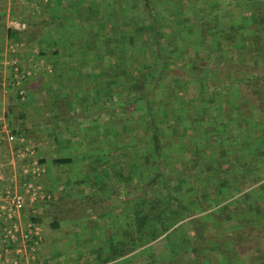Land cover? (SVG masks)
Wrapping results in <instances>:
<instances>
[{"label":"trees","instance_id":"obj_1","mask_svg":"<svg viewBox=\"0 0 264 264\" xmlns=\"http://www.w3.org/2000/svg\"><path fill=\"white\" fill-rule=\"evenodd\" d=\"M31 1L0 8V20L8 13L32 28L27 33L9 28L10 42H24L33 49L46 36L48 58L59 68L66 67L69 81L92 72L100 85L112 83L111 105H104V110L98 105L97 112L106 110L114 116L122 111L135 121V130H146L147 148L129 166L135 176L141 177L142 171L145 181L139 198L142 226L157 228L161 236L263 178L255 175L264 173V71L228 68L235 60L245 65L242 58L247 52L264 57V0H58L50 8L44 6L48 0H34L40 15ZM229 3L236 5L234 11ZM240 7L245 10L244 30L233 18ZM219 55L228 61L219 60ZM10 110H6L9 117ZM139 111H145L142 121L137 119ZM10 120L15 133L29 138L21 121ZM163 122L172 125L176 134H167L171 129ZM70 160L60 158L55 163ZM121 161L124 166L125 159ZM168 161L174 164V172L183 175L182 181L195 178L194 183H203L194 186L196 196L184 192L186 186L180 188L181 195L174 192L165 171L170 168ZM198 168L199 174L192 175ZM224 186L226 194H222ZM211 189L214 196L203 202L201 197ZM245 198L241 195L224 204L221 213L201 217L215 225L209 233L218 235L220 242L210 249H218L226 264H235L230 253L254 236L249 229L229 235L224 230V224L242 213ZM232 203L237 208L230 210ZM255 206L260 209L240 215L244 224L257 216L264 220V206L257 202ZM193 226L200 236L194 248L198 257L207 227L200 230L195 222ZM229 244L230 253L225 250Z\"/></svg>","mask_w":264,"mask_h":264},{"label":"crops","instance_id":"obj_2","mask_svg":"<svg viewBox=\"0 0 264 264\" xmlns=\"http://www.w3.org/2000/svg\"><path fill=\"white\" fill-rule=\"evenodd\" d=\"M20 1L25 2V0H18V2ZM57 2L58 0H48L47 2H45L44 6L50 8L56 5ZM63 2L65 4V1ZM44 13L48 16L47 11ZM7 15L10 14L7 13ZM42 16L43 15H41L40 17ZM11 17L16 18L14 16ZM23 23L25 24L26 22ZM15 29L19 32L27 33L29 31H27L26 28ZM53 33L54 32L52 31L50 35H52ZM21 43L23 44V46L22 48H20L19 54L22 68L24 71L31 72V75L25 85L27 89V96L25 99H21V97L18 96L16 87L14 86L12 81L10 68L6 63V60L8 59V48L11 44L8 38V34H6V36L4 37V32L0 33V88L3 92V98L0 100V125H2V123L4 122V118H7L10 122L9 116L6 115V110H8V101L10 97L14 95L16 97V100H20L21 105L25 109H27V111L24 112L25 115L22 116L23 119H21V122L23 123V126H25V134L37 145V158L39 159V161L42 160L44 162V172L39 178L38 183L41 186L42 192L48 195V197H46L45 199L40 198L35 203V215H32L30 210L28 209L24 212L23 218L33 219L40 224V215L44 213L43 210L44 207L46 208L45 205H48L47 207L51 209V214L50 220L47 219V221L50 222L55 231H58L63 227H70L69 222L67 221L68 217H72V215H78L81 208L86 209L82 210L85 214H93L94 210L100 209L102 205L100 204V202H96L98 201L96 200V198H94L92 206L84 204V201L90 194L99 195L106 193L114 197L116 195V192L114 191V188L113 186H111V184L119 181V179L115 180L114 176H117V172L121 171V169L119 171H116V166H118V164H116V161H114L113 159H108L107 161L105 158H87L86 155H83L85 158H81L79 156L75 157L76 147L71 146L69 136L65 132V130H76L75 125L70 129L67 123L69 121L78 120V116L75 113L77 111L76 105L77 102H80V98L83 99L84 103H87L86 109L90 110V112L92 111L93 113V110L94 112L95 110H98V106L94 105V101H96L95 98H98L100 93V84L98 82V79L94 80V75H92L91 78L90 76L83 78L82 74L85 73L82 72L80 76L81 80L77 78V80L75 81H69V74L66 73V67L62 66L61 68H59L58 65H55V61H52V59L48 58V55L46 54V45H48L46 36L41 37L37 41V45L33 49H30L28 47L29 44L24 42ZM42 77L45 78V80L42 79L43 83H41L42 80L40 82V79ZM75 83L79 84L75 85ZM36 85L39 86V91H35ZM81 93L83 97H81ZM67 96L71 98L73 97V100L67 99ZM46 101H49V104H46ZM32 107L33 109L30 110V108ZM90 121L91 120L86 122V124L91 127ZM95 129L99 130L98 126H96ZM4 142L10 145L6 141ZM92 148L93 147H89L88 150ZM98 149H100V147H98ZM61 150L66 151L67 154L58 156V154L55 153ZM60 158H69L71 160L63 164L55 163V160ZM118 163H120L119 165H121L122 161ZM6 166L14 167L11 161L7 163L3 162L1 172ZM124 166H126L125 161ZM195 170L197 169L192 170V175L197 176L200 170H198V172L194 174ZM262 174V171H257L255 176H261ZM112 175L114 176L112 177ZM127 176L122 172V176L120 177L122 181L119 182L118 185L125 189L120 194L121 196L124 195V197H126L127 200L125 201V205L127 206L128 204V210H126V212L133 218L134 195L131 191L132 185H130V182L126 181ZM102 177L106 178L110 182V185H106L105 187L98 186L97 183H100V181L104 180ZM15 178L21 180L23 176L22 178H19L16 176V174H13L9 180L5 181L9 183L12 182ZM2 179L3 178H1V180ZM179 180L182 181L181 178H179ZM107 186L109 187L110 192H107L106 189H104L107 188ZM260 187H264V176L262 179L258 180L257 183L252 187L245 189L234 197L226 199L227 203H230L235 198L243 195L247 198H245V202L242 208L239 209V211H241L242 213H251L256 208L254 198H257L255 194L258 192V189H260ZM126 189H128V191H126ZM180 191L178 190V195H181ZM224 191L225 192H222V194H226V187L224 188ZM213 196L214 195H210L209 198H206L210 199ZM98 199L101 198L98 197ZM136 200H138L137 202H135L136 208L138 210L142 209L143 204L141 200L139 198H136ZM226 200L223 201V203L221 202L220 204L213 206L212 211L221 213V209L224 204H226ZM235 205L236 204L232 203L229 204L228 207L231 210L232 208H237V206ZM118 209L120 210L121 208L118 207ZM121 213L122 212L120 211V214ZM242 213H240L239 215L237 214L236 219H238ZM126 215L127 214H125V216ZM257 217L259 220H261L259 216ZM125 220L127 221L126 217ZM109 224H107L106 226L105 224L102 225V229H112V224H110V227H107ZM125 224H127V222H125ZM181 224L182 222H179L175 226ZM131 225H133V220L131 222ZM145 226L146 224L142 227L144 228ZM41 227L43 240L40 243L36 254L44 264H129L127 261L135 256H140V259L134 264L158 263V260H155L154 258L150 259L148 253L146 254L144 252L146 250L145 248L150 243L133 244L132 241L135 239L131 238V240L129 241L128 239L124 238V243L117 241L119 243L118 245L113 243L107 244L106 242L110 241L111 239L109 235H102V229H99L100 233L98 232L95 235L88 234L87 236L86 234H82L78 239L74 238L77 235V231L75 230L72 231V233L74 234L72 238H70V235H66V237L58 239L56 234H51L49 239H47L44 235L45 229L43 228V226ZM104 236H106V238H104ZM113 239H115V235L113 236ZM157 239H155L154 241H156ZM128 241L130 243H128ZM6 244L7 242L0 237V252L3 250ZM20 244L21 243L16 242L15 244L11 245L12 251L10 252V256H16L17 253L15 251V248H17V246H19ZM114 246H125L129 249L121 252L119 255L115 252L114 254L112 253V255L111 247ZM106 247H109V249H105ZM142 256H144L145 261L143 260ZM26 262L27 263L25 264H33L30 260H27ZM0 264L12 263L0 260Z\"/></svg>","mask_w":264,"mask_h":264},{"label":"rangeland","instance_id":"obj_3","mask_svg":"<svg viewBox=\"0 0 264 264\" xmlns=\"http://www.w3.org/2000/svg\"><path fill=\"white\" fill-rule=\"evenodd\" d=\"M20 2H18V0H0V8L3 7L8 10L14 4L24 5L22 1ZM229 4L231 10L234 11L236 5L234 3H229ZM240 8L241 11L239 15H236V17L233 18L235 20L239 19L237 26L240 30H244L245 26L243 25V22H241V17L243 16V14H245L244 13L245 10L242 9V7ZM238 11L239 9H237L236 7V12ZM228 14L229 13L226 14L224 13V15H228ZM11 16L5 15V18H2V20H0V33L4 32V37L6 36L7 29L9 28H23V29L26 28L27 31L32 29L30 26L28 28L27 27L28 25H26V23L24 24L22 21L18 20L17 18H12ZM39 17L40 16H38L37 20L39 19ZM218 57L219 60H221V58H224L225 60L228 61L226 56L223 57L222 55L221 56L219 55ZM240 62L241 60L240 61L235 60L229 62L233 64H230L228 69L232 70L233 67L239 68L240 66L242 70L243 69L245 70L248 67L252 70L264 71V57H262L261 55H258V57L256 58V56L248 54L247 52V55H245L244 58H242V62H245V65H242V63ZM92 75H93L92 72L90 73L86 72L85 74H82L83 78L88 76H90L91 78ZM42 79L45 80V78L42 77L40 79V82ZM43 80L41 83H43ZM94 80H96L95 76H94ZM111 84L110 82H108L106 84L100 85L101 90L99 93V97L95 98L96 99V101H94L95 106L103 105V110H104L108 105L109 106L111 105L110 103L111 96H109V94L111 90L114 89L112 88L113 85L112 87H110ZM37 86L38 85H36L35 91L37 90L39 91V86L38 89ZM1 92L2 89L0 90V100L3 98V92L2 93ZM202 96L203 95H200V97ZM81 97H83L82 93H81ZM66 98L73 100V97L71 98L67 96ZM47 103L49 104V101H46V104ZM8 105H9L8 108H11L9 119H13V122L14 120L22 121L21 120L22 113L24 116L25 115L24 112H26L27 109H25L21 105L20 100L17 101L16 97L13 95L10 97L8 101ZM104 105L107 106L104 107ZM86 108H87V103H84L83 99L80 98V102L79 103L77 102L76 105L77 111L75 113L78 116V120H75L76 122L73 120L74 122L69 121L67 123L70 129L72 126L75 125L76 130H65V132L69 136L71 146L76 147L75 157L79 156L81 158H85L83 155H86L87 158H91V157L97 159L105 158L107 161L108 159H113L114 161H116V164H118V166H116V171H119L121 169V171L117 172V176L112 175V177L114 176L115 180L119 179L118 182L116 181L114 184H111V186H113L114 188V191L116 192V195L113 197L112 195H108L106 193L99 195L90 194L88 198H86V200L84 201V204L92 206V203L94 202V198H96V200L98 201L96 200L95 201L100 202V204L102 205L100 209L94 210L93 214L92 213L85 214L83 213L82 210H86V209L81 208L79 210L78 215H72V217L70 216L68 217L67 221L69 222L70 227H63L61 230L58 231H55L51 226L50 222L47 221V219L50 220L51 209L47 207L48 205H45L46 208L44 207L43 210L44 213L40 215L41 216L40 224L42 223L41 226H43V228L45 229L44 231V235L46 236L45 238L49 239L51 234L52 235L56 234L58 239H62L66 237V235H70V238H72V236L74 235L72 231L75 230L77 231L76 233L77 235L74 238L78 239L82 234L84 235L86 234L87 236L88 234L95 235L99 232V229H102V225L105 224L106 226L107 224L110 223L112 224V229L109 228L102 229L101 232L102 235L110 236L111 240L106 242L107 244L113 243L118 245L119 243L117 241L124 243V238L128 239L129 241L131 240V238L135 239L132 241L133 244L150 243L147 245V247L145 248L146 250L144 252L146 254L148 253L150 259L154 258L155 260H158L157 264H226L227 263L226 258L224 257V255L220 253L218 249L217 250L210 249V245L212 244L216 245L217 242H220L219 240L220 237H217L218 235L213 237L212 233H209V231L215 225L213 224L212 220L201 218L202 216H205L206 214H210L212 212L211 207L207 208L208 211H204L200 214L194 215L193 218H196L195 221H190V218H187L186 220L189 224L187 223L181 224L179 228H178L179 225L173 226L172 228H170L168 233L164 234V236L163 235L158 236L159 234L157 232V228L150 229V226L148 224L144 228L142 227L141 225L142 222H140L139 220L143 219L142 218L143 215L140 214V210L136 208L135 202L138 201L136 200V198H140V195L142 193L141 189L143 186V182L145 183V181L142 179L143 178L142 171H140L141 177L137 175L135 176L130 173L129 166L132 163L134 164V159L139 157L140 152L146 150L147 148V143L145 141L146 130L143 129L135 130L133 128V125H135V121H133L132 119L125 118L126 115L122 111H119L114 116H110L109 114L106 113L107 112L106 110L101 112L100 111L97 112V110H95V112L92 113V111L90 112V110ZM31 109H33V107L30 108V110ZM85 114L87 117L85 116ZM144 118H145V111L144 112L139 111L137 119H140L142 121L144 120ZM4 119H5L4 123L9 122L7 118ZM89 120H91L90 121L91 127L86 124V122H88ZM164 124L167 129H171L165 131L167 134H170V132L172 134H176V131L173 132L172 130L173 128L172 125L170 124L168 125L166 124V122H163V125ZM96 126H98L99 130L95 129ZM179 134L181 136V140H184L185 139L183 138L184 136L181 135V133ZM89 147H93V148L88 150ZM98 147H100V149H98ZM55 153H57L58 156H63L64 154H67V152L64 150ZM121 159H125L126 166H122V164L119 165L120 163L118 162H120ZM9 161H11L14 167L12 166L4 167L3 171L0 174L1 178H3L2 180L0 178V187L5 186L8 183L6 181L9 180L13 174H16V176L19 178L20 177L22 178V176L25 174L24 171L25 164L18 159L15 160L12 152V147L4 142L0 134V164H3V162L7 163ZM166 163L169 164L170 168L165 169V171L169 176L171 186L173 187L174 192L177 194L178 190L180 191V188L186 186L185 192L189 195L196 196L198 192L196 191L197 189H194V186L200 187L203 183H201V181H199L198 183H194L195 178L187 180L185 182L180 181L179 178H181L182 180L183 175L181 176V173L179 171L174 172L175 169L173 168H175V166L170 161ZM198 170L199 168L195 170L194 174H196ZM122 172L126 176L130 175L127 176L126 181L130 182V185H132L131 191L133 192L134 195L133 218L131 217V215H129L126 212V210H128L127 207L128 204L127 206L125 205L126 203L125 201L127 200L126 197H124V195L121 196L120 194L125 190L123 189V187L118 185L119 182L122 181L120 179V177L122 176ZM144 176H146V173L144 174ZM103 179L104 180L100 181V183H97L98 186L105 187L106 185H110V182L106 178ZM104 189H106L107 192H110L108 186L107 188ZM126 191H128V189H126ZM182 192L183 190L180 191L181 194ZM213 194H215V192L214 190L211 189L209 190L208 194H206L205 197L203 195L201 199L203 200V202H206V200H208L207 198H209V196ZM255 196H257V198L256 199L254 198V201L257 202L262 208L264 206V187L258 189V192L255 194ZM98 197L101 199H98ZM194 203L197 204L196 201H194ZM225 203H227V200ZM118 207L121 209L119 210ZM258 209L260 208H257L256 210ZM120 211L122 212L121 214ZM125 214L127 215L125 216ZM125 217L127 221L125 220ZM260 219L261 220H259L258 217H256L255 220L251 222V224H244L241 218L239 217L238 219H235L229 223L224 224L225 233L228 235L234 232H239L240 230L244 231L245 229H249L250 232L251 231L254 232V236L250 237V239L247 241L244 240V245L241 247L239 246V248L237 247L235 253L234 252L230 253L232 251V246L230 244L228 246L225 245L226 248L225 250L230 254H232L233 258H235V264H243V263L264 264V220L263 218ZM132 220H133V225H131ZM125 222H127V224H125ZM194 222L198 225L200 230L202 227L205 228L207 227L206 230L203 231V233H205V237L207 238L208 241L206 240L204 242L205 244V246H203L204 250L201 251L202 254L199 255L198 257L195 254L194 248L197 245L196 238L200 236H196V230L194 229L193 226ZM110 224L107 227H110ZM155 225L154 227H157ZM187 225H189V227H187ZM114 235H115V239H113ZM0 237L4 240L1 232H0ZM104 238H106V236H104ZM155 239L157 240L154 241ZM129 241L128 243H130ZM105 249H109V247L108 248L106 247ZM128 249L129 248H126L125 246H114L111 247V254L112 253L114 254L115 252L118 253L119 255L121 252H124ZM142 258L145 261L144 256H142ZM139 259L140 256H135L127 262L129 264L130 263L134 264Z\"/></svg>","mask_w":264,"mask_h":264},{"label":"built area","instance_id":"obj_4","mask_svg":"<svg viewBox=\"0 0 264 264\" xmlns=\"http://www.w3.org/2000/svg\"><path fill=\"white\" fill-rule=\"evenodd\" d=\"M47 1V0H45ZM37 14L40 9L32 0L30 4ZM21 42L11 43L8 48L7 65L10 68L12 81L16 87V92L21 99L27 96L26 82L31 75L30 71H24L20 61ZM1 61V60H0ZM5 122V121H4ZM2 123L0 134L4 141L12 147L15 160L23 161L25 164V174L19 180L15 178L12 182L0 187V232L7 242L0 252V260L11 262L12 264H25L30 260L33 264H44L37 257V250L43 240L42 227L33 219H24L26 210H30L35 215V203L40 199L48 197L43 193L39 185V178L44 172V167L37 158V145L23 134L14 132L12 125ZM3 166V164H0ZM6 165V164H4ZM0 166V173L1 167ZM16 242L21 243L15 248L16 256H10L11 245Z\"/></svg>","mask_w":264,"mask_h":264}]
</instances>
